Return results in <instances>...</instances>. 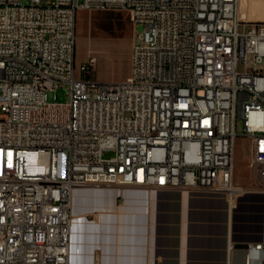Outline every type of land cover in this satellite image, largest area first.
<instances>
[{
    "label": "built area",
    "instance_id": "2783aa9c",
    "mask_svg": "<svg viewBox=\"0 0 264 264\" xmlns=\"http://www.w3.org/2000/svg\"><path fill=\"white\" fill-rule=\"evenodd\" d=\"M48 1L0 0V264H71L79 188L264 192V23L239 0ZM113 10L135 27L130 76L78 78L97 65L77 63L78 13ZM239 136L257 189L235 183Z\"/></svg>",
    "mask_w": 264,
    "mask_h": 264
},
{
    "label": "crops",
    "instance_id": "0c3cea01",
    "mask_svg": "<svg viewBox=\"0 0 264 264\" xmlns=\"http://www.w3.org/2000/svg\"><path fill=\"white\" fill-rule=\"evenodd\" d=\"M239 18L264 23V0H239ZM73 216L71 264H264V251L247 249L264 245L262 191L230 201L224 194L92 186L74 191Z\"/></svg>",
    "mask_w": 264,
    "mask_h": 264
},
{
    "label": "rangeland",
    "instance_id": "374dc122",
    "mask_svg": "<svg viewBox=\"0 0 264 264\" xmlns=\"http://www.w3.org/2000/svg\"><path fill=\"white\" fill-rule=\"evenodd\" d=\"M54 0H49L53 3ZM26 3V1H24ZM135 41V27L126 11L79 12L77 19V63L93 56L97 59L95 71L89 76L77 77L99 82H123L131 74L132 50ZM57 96V99H56ZM68 102L70 87L60 86L56 92L48 93L49 102ZM237 132L242 135L239 122ZM249 140L239 136L235 149V183L239 186L257 189L255 172L249 165ZM114 156L105 153L106 158ZM114 188V187H112ZM118 189V188H117Z\"/></svg>",
    "mask_w": 264,
    "mask_h": 264
}]
</instances>
